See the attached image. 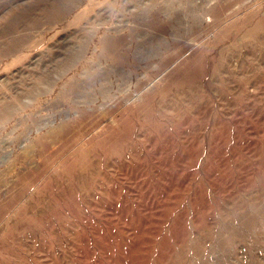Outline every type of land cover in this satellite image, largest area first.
<instances>
[{"label":"rangeland","instance_id":"1","mask_svg":"<svg viewBox=\"0 0 264 264\" xmlns=\"http://www.w3.org/2000/svg\"><path fill=\"white\" fill-rule=\"evenodd\" d=\"M0 264H264V0H0Z\"/></svg>","mask_w":264,"mask_h":264}]
</instances>
